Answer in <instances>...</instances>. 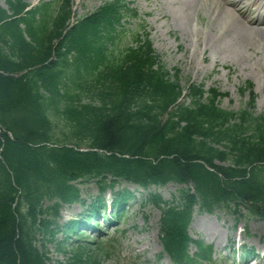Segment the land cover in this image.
<instances>
[{
    "label": "trees",
    "instance_id": "16d2710c",
    "mask_svg": "<svg viewBox=\"0 0 264 264\" xmlns=\"http://www.w3.org/2000/svg\"><path fill=\"white\" fill-rule=\"evenodd\" d=\"M4 2L0 264H49L48 244L60 232L66 244L83 236L82 226L91 228L107 209L108 191L114 210L108 222L120 221L137 199L115 191L121 182L147 193L161 212V242L175 264L212 257L202 242L195 259L190 254L198 210L264 220V113H255L251 83L241 90L249 94L246 106L225 110L220 101L228 94L181 85V72L165 67L144 26L130 35L135 45L121 47L123 21L138 16L123 0H105L73 24V0L29 10L24 0ZM90 183L100 195L86 202L79 185ZM170 183L186 187L171 202L151 192ZM75 204L83 215L58 226L61 210ZM80 250L70 264H92Z\"/></svg>",
    "mask_w": 264,
    "mask_h": 264
},
{
    "label": "rangeland",
    "instance_id": "374dc122",
    "mask_svg": "<svg viewBox=\"0 0 264 264\" xmlns=\"http://www.w3.org/2000/svg\"><path fill=\"white\" fill-rule=\"evenodd\" d=\"M24 1L39 6L48 0ZM123 1L138 16L123 21L128 34L120 43L121 47L129 43L135 45L130 35L144 26L166 68L181 72L183 87L192 82L203 84L206 90L219 89L229 95L221 101L220 107L236 112L248 103L249 94H241V89L251 83L257 97L255 113H264V47L232 49L234 30L230 28L231 19L218 14L214 3L196 2L189 6L187 0ZM104 2L105 0H73L72 21L95 12ZM0 4L6 9L3 0H0ZM219 18L223 22H219ZM84 102L89 101L85 98ZM181 103L188 104L187 97ZM79 188L86 202L99 195V187L93 183L81 184ZM180 189L182 188L176 184H169L153 188L152 192L164 201L171 202ZM117 191L140 193H137L139 200H132L130 203L120 225L107 226L100 223L98 229L86 231L83 237L73 236L68 244L62 233H57L53 242L47 246L49 264H70L75 252L81 251L80 247L86 249L84 259L92 264H173L168 255L162 256L163 247L159 234L161 212L151 204L145 193L142 194L133 185L120 183ZM106 198L111 201L112 196L108 193ZM81 215L82 205L64 207L56 223L62 227ZM212 225L221 228L223 237L213 238L207 234L205 228ZM190 235L194 240L203 241L205 245L214 248L213 260L205 264H264V242L262 240L258 243L260 235L264 238V220L245 212L241 215L223 209L212 214L199 212L193 218ZM58 245L63 249H59ZM240 245L242 248H239ZM257 246L261 248L260 252H256ZM245 250L254 253L246 257ZM197 253L195 246H192L191 255L197 256ZM194 261L196 264H203Z\"/></svg>",
    "mask_w": 264,
    "mask_h": 264
},
{
    "label": "bare ground",
    "instance_id": "6f19581e",
    "mask_svg": "<svg viewBox=\"0 0 264 264\" xmlns=\"http://www.w3.org/2000/svg\"><path fill=\"white\" fill-rule=\"evenodd\" d=\"M196 2L198 4L212 2L218 14L231 19L230 28L234 30L232 49L239 50L242 47L253 49L255 46L264 47V0H187V5H195ZM220 21H222L221 18H219ZM197 42H199V39H197ZM205 231L210 237H223L219 226H208ZM225 238L229 239L227 236ZM262 240L264 242V238L260 235L258 243ZM260 251L261 248L257 246L256 252Z\"/></svg>",
    "mask_w": 264,
    "mask_h": 264
}]
</instances>
